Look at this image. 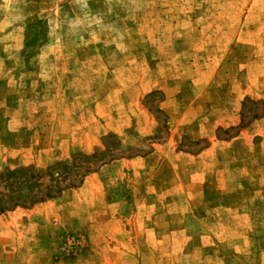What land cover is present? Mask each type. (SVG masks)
<instances>
[{
    "label": "rangeland",
    "instance_id": "1",
    "mask_svg": "<svg viewBox=\"0 0 264 264\" xmlns=\"http://www.w3.org/2000/svg\"><path fill=\"white\" fill-rule=\"evenodd\" d=\"M0 206V264H264V0H0Z\"/></svg>",
    "mask_w": 264,
    "mask_h": 264
},
{
    "label": "trees",
    "instance_id": "2",
    "mask_svg": "<svg viewBox=\"0 0 264 264\" xmlns=\"http://www.w3.org/2000/svg\"><path fill=\"white\" fill-rule=\"evenodd\" d=\"M14 205H16V204H14ZM7 209V207H5V206H0V213H2L4 210H6Z\"/></svg>",
    "mask_w": 264,
    "mask_h": 264
}]
</instances>
